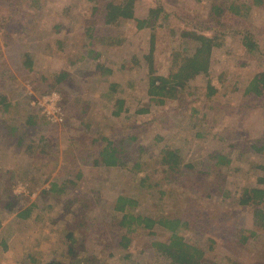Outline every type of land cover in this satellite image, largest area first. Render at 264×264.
<instances>
[{
	"label": "rangeland",
	"instance_id": "1",
	"mask_svg": "<svg viewBox=\"0 0 264 264\" xmlns=\"http://www.w3.org/2000/svg\"><path fill=\"white\" fill-rule=\"evenodd\" d=\"M0 3V57L6 55L1 37V30L6 25L13 31L18 26L14 37H18L24 23L34 25L35 32L41 36L46 35L47 31L54 33V26L59 27V32L53 35L61 44L35 54L32 75L23 80L26 92L29 95L36 93L33 81L45 86L53 83L63 71L69 75L64 82L67 117L61 109L65 116L64 123H50L40 109L39 115L49 124L42 117L43 122L29 127L25 135H28V139L47 138L50 142L47 157H38L37 150L30 154L28 139L17 147L16 136L12 139L6 134L7 128L3 123L0 124V223L4 224L3 235L14 241L10 250L0 239V264H48L54 259L62 264H87L90 257L102 260V264L171 263L169 257L153 251L152 243L156 236L149 235V230L137 231L132 235L130 248L118 247L120 239H116L115 234L120 229L115 223H110V209L106 208L103 213L96 205L86 214V236L79 235H83L84 247L78 246L77 253L69 251L73 242L68 238V233L81 229L79 223L82 222L78 217L83 207L80 200L85 196L92 197L94 187L100 188L102 193L99 196L102 195L109 204L119 196L137 199L139 205L133 209L137 213L141 210L145 213L156 211L163 215L172 205L171 199H167L166 203L164 200L154 201L159 195L150 196L141 189L133 179L131 164H128V169H95L87 166L85 158L90 152L86 149L80 151L81 146L91 141L89 128L95 131L96 126L104 123L115 122L113 126L116 128L136 125L131 132L136 129L145 137L142 145L151 143L160 148L166 144L171 149L179 150L184 163L194 166L190 172L193 176H198L204 170L205 163H215L223 157L218 170L225 176L223 184L230 195L229 199L219 201L225 207L233 208L243 189L262 187L264 155L257 150L261 147L258 140L264 137V92L261 97L255 94L244 96L243 93L250 79L264 71V5H253L252 0H136L138 18H144L150 9L157 7H163L170 15L169 20L160 19L162 25L159 24L156 30L155 60L160 74L167 73L173 46L185 49L187 56L192 54L197 42L191 36L186 39L180 37L184 31H198V26L211 28L208 32L222 35L226 43L224 48L214 49L209 75L195 77L186 88H179L181 93L177 98L161 105L149 95V68L145 59L150 48L149 29L139 31L132 21L120 23L118 27L123 32L119 38L122 40L121 48L107 47L97 61L85 55L82 61L72 64L74 58L86 54L85 44L91 41L85 31L91 22L90 10L83 5L71 7L68 0H46L44 10H41L43 16L39 14L42 19L38 21L33 14L28 16L22 11V6L28 2L11 5L10 12L4 2L0 0ZM231 3L248 7V10L243 7V14L240 15L229 12L228 5ZM213 4L226 5L220 18L212 16ZM95 31L100 37L106 34L101 26H97ZM243 33L250 34L258 44L257 52L253 55L242 44L241 37L237 36ZM55 38H50L53 44ZM11 71L16 72L14 67ZM16 75L21 76L22 71L16 72ZM115 84L119 86L117 91H109L108 87ZM2 85L7 88L5 79ZM52 93L60 95L57 91ZM117 99H124L125 105L122 114L113 117ZM15 112L13 115L16 117ZM7 119L10 117L7 116ZM17 122L21 126L24 124L22 119H17ZM107 135L112 138L122 136L120 129L109 131ZM77 156L83 157V161ZM147 167L146 163L138 178L146 177ZM79 172L83 176L78 177ZM212 174L214 176L215 172ZM34 178L36 185L31 183ZM46 178L48 180L44 183ZM51 181L56 182L58 188H63V193L58 189L53 191ZM157 182H160L159 177L148 181L154 190L159 191L155 185ZM166 186L167 183L162 182L160 189L166 190ZM172 188L178 195L182 190L177 186ZM198 199L205 208L215 207L213 199L208 198L206 193L200 192ZM9 203L16 205L10 206ZM32 205L36 206L28 218L18 216L20 211ZM152 216L155 217L154 213ZM245 219L249 218L242 217L235 222L227 245H221L223 242L220 238L217 245L212 244L208 235L197 229L186 233V242L204 250L206 257L217 261L216 264H233V261L236 264H264V225L261 222L256 221L251 226L258 233L257 239L250 237L247 243H243L236 238L240 233L236 234V230L247 224ZM159 234L163 236L162 232ZM105 245H108V249H105ZM217 253L221 256L218 260ZM228 257L231 258L229 261Z\"/></svg>",
	"mask_w": 264,
	"mask_h": 264
},
{
	"label": "trees",
	"instance_id": "2",
	"mask_svg": "<svg viewBox=\"0 0 264 264\" xmlns=\"http://www.w3.org/2000/svg\"><path fill=\"white\" fill-rule=\"evenodd\" d=\"M1 2H4L9 12L11 5L16 6L23 2H28L22 6V11L28 14V16L29 14H33L40 21L42 17H39V14L42 13L41 10H44L43 4L46 3V0H1ZM68 3L71 7L83 5L86 10H90L91 12L89 15L91 22L85 29L89 34V39L91 38V41L85 44L87 52L86 54L83 53L80 58L79 56L74 58L72 64H75V61H82L85 55L93 57L97 61L101 58L107 47L119 46L121 48L122 40L119 38L123 35V32L118 27L120 23L123 24L132 21L135 22L136 28L139 31L144 29L151 31L150 48L148 53L145 54L149 68V95L155 103L161 105L165 104L167 100L177 98L181 93L179 88H186V85L195 77L201 74L209 75L213 63L214 49L224 48L226 45L222 35L216 32H208L211 28L203 29L201 26H198V31H184L180 34V37L186 39L191 36L197 42L195 48L192 49V54L187 56L185 49L173 46L170 52L167 73L160 74L156 69L155 60L157 48L156 30L160 24V19L164 18L169 20L170 16L163 7L150 9L147 16L138 18L135 12L136 0H68ZM252 3L256 6H262L264 5V0H252ZM224 5L213 4L211 7L212 16L220 18L226 7ZM243 7L248 10V7ZM243 7L231 3V5H228V11L240 15L243 14ZM19 22H17L18 25ZM217 22L219 23L220 20ZM28 24H22L23 27L18 37H14L17 34L18 26H15L14 31L8 25L1 30L6 55L0 57V61L2 62L0 65V124L3 123L2 125L7 128L6 134L11 136L12 139L16 136L15 141L17 147H21L26 141L25 139H28V135H25L29 127H35L43 122V116L41 117L39 115L40 107L34 105L33 101L46 94L57 91L61 95L60 107L64 113H66V106L68 105L67 95L65 94L66 87L64 86V82L69 78L66 71L61 72L53 83H48L45 86H42V83L33 81L34 91L36 93L33 92V94L29 95L25 90L23 80L32 75L35 54L44 52L50 46H58L61 44V41L57 40L53 35L59 32L58 26H54L52 30L54 33L47 31L46 35L41 36L35 32L34 25ZM97 26H101L106 32L102 37L95 31ZM207 26L211 27L210 24H207ZM237 36L241 37L242 44L250 54L253 55L257 52L258 44L250 34L243 33L237 34ZM50 38H55V44L52 43ZM137 62L138 64L140 63V61ZM13 67L16 72L22 71V75L17 76L16 72L13 73L11 71ZM107 73L110 74L111 71L108 70ZM4 79L8 85L6 89L2 85ZM117 87L119 86L116 84L110 85L108 90L116 92ZM263 92L264 71H260L250 79L243 94L244 96L255 94L257 97H261ZM116 104L117 106L112 112L113 117H118L122 114L125 100L117 99ZM14 112L16 117L13 115ZM7 116L10 119H7ZM65 116L67 117V113ZM16 118L19 121L21 119L23 120V126L18 124ZM43 119L49 124L44 117ZM114 123L110 122L104 123L102 126L98 125L95 131L89 128L88 131L91 132V141L83 143L81 146L82 149L80 150L86 149L90 152L86 155L88 156L87 159L85 158L87 160L85 161L87 166L95 169H128V164H131L134 171L133 179L141 186V189L147 191L150 196L157 197L159 195V198L154 201L164 200L166 203L167 199H171L170 202L172 205L168 211L163 212V215L156 211L153 212L155 216L153 217L152 212L145 213L146 211L142 212L141 210V212L137 213L133 210L139 205L137 199L119 196L114 203L109 204L102 195L99 196L102 193L100 188L94 187L92 188V197L85 196L80 200L83 207L80 209L81 211L78 217V220L82 222V224L79 223V229H81L75 232L71 230L67 235L73 242V245L69 248L72 254L77 253L78 246L84 247V238L82 237L84 234L86 236L84 228L87 215L95 205L98 209L103 210V213L106 208L107 210L110 209L111 213L109 211V215H112L110 223H115V226L120 229L115 234L116 239H120L117 243L118 247L130 248L133 244L132 235L137 231L149 230V235L156 236L152 243L153 251H158L162 255L169 257L171 259L170 264H216L217 261L206 257L204 250L196 247L195 244L191 245L186 242V233L191 229H197L207 234L212 244L217 245L220 242L218 238H220L223 242L221 245H227L235 222L241 220L242 217H247L249 218L245 219L247 224L242 223L243 226L236 230V234L240 232L238 234L239 237L236 238L243 243H247L250 237L258 238L257 231L252 229V227L256 221L264 225V177L261 179L262 187L243 189L242 196L238 199L237 204L233 208H231L232 206L225 207L219 201L220 199H229L230 195L223 184L225 182V176L218 170L224 159L223 157H220V161H215V163H205L204 170L198 176H193L190 172L194 170V166L189 163H184L179 150L171 149L170 145L162 144L163 142L160 143L162 144L160 148L151 143L142 145L141 142L145 137L141 136L136 129L134 132H131V129L136 127V125L134 127L128 125L126 128H116L113 126ZM114 129H120L122 136L119 135L116 138L109 137L107 134ZM94 134H96V137H94ZM28 140L30 144L27 145V149L30 154L37 150L36 155L38 157L42 155L47 157V148L50 146L47 138L40 136ZM258 143L261 147L257 152L264 155V137L258 140ZM148 148H150V151H147ZM78 155H81V153ZM76 158L81 161L84 159L81 156H77ZM146 163L148 166L146 177L138 178L139 172ZM261 168L264 171V166H261ZM129 171L132 170L129 169ZM214 172L215 175L213 176L212 173ZM80 176H83V173L78 174V177ZM155 177L160 178V182L155 183L159 191L154 190L152 188L153 185L148 183L149 179L153 180ZM47 180L46 178L44 183ZM36 182L35 178L31 181L32 185H36ZM162 182L167 183L166 190L160 189ZM58 186L56 182L51 181V189L53 191L58 189L60 193H63L64 189L58 188ZM175 186L182 189L179 195L172 188ZM158 192L159 194H157ZM200 192L206 193L208 198L213 199L214 208H205L204 205L199 203L198 195ZM11 199L12 197L9 200ZM11 204L9 203L10 206L16 205L15 203ZM155 204L156 202H154ZM35 206L26 207V209L19 212L18 216L24 219L28 218ZM9 208L14 209L13 207ZM157 228H160V230H157ZM160 232L163 233V236L159 234ZM80 234L83 235L79 236ZM105 249H108V245H105ZM219 255L220 253H217V260L221 257ZM230 259V257L227 258L228 261ZM232 263L236 264L234 261ZM48 264L62 263L54 259ZM87 264H102V260L90 257Z\"/></svg>",
	"mask_w": 264,
	"mask_h": 264
},
{
	"label": "built area",
	"instance_id": "3",
	"mask_svg": "<svg viewBox=\"0 0 264 264\" xmlns=\"http://www.w3.org/2000/svg\"><path fill=\"white\" fill-rule=\"evenodd\" d=\"M34 105H38L42 109L43 116L52 124L62 125L64 123V114L60 108V95L58 93H50L39 98Z\"/></svg>",
	"mask_w": 264,
	"mask_h": 264
},
{
	"label": "crops",
	"instance_id": "4",
	"mask_svg": "<svg viewBox=\"0 0 264 264\" xmlns=\"http://www.w3.org/2000/svg\"><path fill=\"white\" fill-rule=\"evenodd\" d=\"M3 226L4 224L1 223V227H0V239H1V243L4 245V246H7L9 247V249L11 250V247L14 245V241L11 240V238L9 237H5L3 235ZM24 238L26 236V233H24Z\"/></svg>",
	"mask_w": 264,
	"mask_h": 264
}]
</instances>
